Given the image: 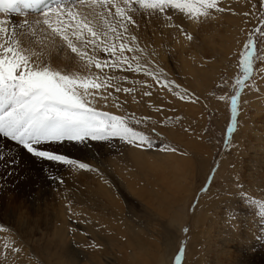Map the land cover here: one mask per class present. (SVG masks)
<instances>
[{
    "label": "rangeland",
    "instance_id": "1",
    "mask_svg": "<svg viewBox=\"0 0 264 264\" xmlns=\"http://www.w3.org/2000/svg\"><path fill=\"white\" fill-rule=\"evenodd\" d=\"M219 6L226 11H212L210 17L195 22L194 28L212 25L214 29L210 36L191 35L194 47H189L191 41L183 34L174 49L152 28L140 33L141 25L129 26L133 35L140 34L137 43L146 51L141 63L157 72L163 70L162 79L173 81L174 90L176 86L187 90L191 99H179L143 72L92 69L119 77L112 83L121 89H133L130 93L116 92L114 87L100 90L111 96L106 101L98 98V110L127 116L131 127L148 135L155 145L174 147L175 152L134 147L119 140L41 146L98 171L73 170L37 160L3 137L8 144L0 145V260L6 255L8 264H44L45 252L38 255L36 250L47 235L45 220L63 207L68 245L93 261L98 256L102 264H174L181 249L182 264H264V217L259 215L258 203L248 202H264V63L254 59L252 76L241 86L235 117L229 99L241 74L239 54L250 34L257 55H264V37L256 31L264 28V0H221ZM246 12L250 15L245 16ZM139 13L132 14L134 20ZM157 37L163 42L160 48L154 46ZM98 55L112 59L102 52ZM184 57L195 58L188 63ZM48 62L63 67L62 57ZM157 63L166 66L157 67ZM190 68L197 71L191 73ZM145 91L152 96H144ZM220 95L225 100L217 99ZM144 117L148 119L135 123ZM229 125H234L232 131ZM88 214L111 224L85 227L82 219ZM97 233L103 235L100 241ZM21 244L17 259L12 247ZM83 259L78 258L86 264Z\"/></svg>",
    "mask_w": 264,
    "mask_h": 264
},
{
    "label": "snow or ice",
    "instance_id": "2",
    "mask_svg": "<svg viewBox=\"0 0 264 264\" xmlns=\"http://www.w3.org/2000/svg\"><path fill=\"white\" fill-rule=\"evenodd\" d=\"M220 2L0 0V14L9 17L0 19V136L14 141L37 160H46L73 170L98 171L86 162L44 150L41 146L66 141L84 145L88 141L119 140L134 147L149 150L158 147L159 151L175 152L176 149L168 144L155 145L152 138L130 126L127 116L98 110V98L106 101L111 96V93L103 95L100 90L114 87L116 92L130 93L133 89H121L112 83L119 77L101 75L92 69H98L101 73L105 67L143 72L179 99H191L187 90L180 91L179 86L174 90L173 81L162 79L163 70L157 72L141 63L146 51L137 43V36L130 32V25L138 28L132 14L146 13L170 21L172 16L169 10H174L193 22H200L201 18L210 17L212 11L225 12L226 9L219 6ZM13 14L24 19L17 23L11 19ZM244 15L249 16L250 13ZM261 23L264 24V19ZM175 26L180 28L187 40H192L181 25ZM256 31L264 37V28ZM100 52L110 55L112 59L100 58ZM126 52L133 55L129 57L125 55ZM45 57L51 61L62 57L63 67H53ZM254 59L264 63V55H257L256 41L250 34L244 51L239 54L241 74L235 79V94L229 98L233 117L238 111L241 86L252 76ZM143 95L150 97L152 92L145 91ZM217 99L223 101L225 96L220 95ZM147 119H137L135 123L140 124ZM233 127L229 125L228 130L232 131ZM49 179L63 182L59 177ZM240 199L245 201L243 193ZM248 202L258 203L259 215L264 217V202ZM22 249V244L12 247L13 256L18 259ZM183 251L181 249L180 254L175 256L174 264H182ZM0 264H8L6 255Z\"/></svg>",
    "mask_w": 264,
    "mask_h": 264
},
{
    "label": "bare ground",
    "instance_id": "3",
    "mask_svg": "<svg viewBox=\"0 0 264 264\" xmlns=\"http://www.w3.org/2000/svg\"><path fill=\"white\" fill-rule=\"evenodd\" d=\"M171 12H173V14L171 15L172 16V20L170 21H166L163 17L157 19L155 16H148L146 13L145 14H141L139 13L138 14V17H136V22L137 24L140 26V33L146 29V27H149V28H152L153 30V33L157 36H163L162 37V40L165 41V45L166 46H170V47H173L174 49L176 47H178V42H180L179 40H177V38H180V32L181 31H178L176 30L178 27H176L175 25H181L183 30L184 31H187L188 34L190 35H194L195 33H202V34H205V35H209L210 36V29L213 28V26L211 25V27H208L207 25L206 26H203L201 28H194L195 27V22H193L192 20H189L186 16H184L183 14L179 13V12H176L174 10H171ZM135 15V14H134ZM144 18H143V17ZM21 18V19H24V17L22 16H17V18ZM2 18H8L7 15L5 14H0V19ZM29 19H32V17H28ZM18 21V20H17ZM157 21V22H156ZM20 22V21H19ZM167 25H171V26H167ZM168 29H172L171 31H166ZM214 29V28H213ZM151 30V29H150ZM136 31V29L134 30ZM195 31V32H194ZM212 31V30H211ZM130 32L131 34H136L133 32V28H130ZM139 33V32H138ZM144 33V32H143ZM151 33V32H150ZM146 34V33H145ZM147 35V34H146ZM145 35V37H146ZM149 35V34H148ZM198 35V34H197ZM140 36V34H139ZM137 36V37H139ZM195 36V35H194ZM208 36V37H209ZM156 37V36H155ZM141 38V37H140ZM150 38V37H148ZM160 38V37H159ZM158 37L154 40L156 41L157 39H159ZM182 38V37H181ZM193 38V37H192ZM197 38V37H196ZM183 39V38H182ZM209 40L211 39L210 37L208 38ZM150 40V39H149ZM153 40V39H152ZM151 40V41H152ZM173 42L174 43H171L170 42ZM175 40V41H174ZM212 40V39H211ZM142 41V40H141ZM145 41V40H144ZM152 41V42H154ZM208 41V40H207ZM138 42V40H137ZM147 41H145L146 43ZM204 42V41H203ZM209 42V41H208ZM143 43V42H142ZM156 43V42H154ZM161 43H163L162 41H159L157 40V43L154 44L155 48H160V45ZM185 43V41L183 42V44ZM187 43V41H186ZM207 43V42H205ZM139 44V43H138ZM182 44V42L180 43ZM187 44H189V47H194V42L191 41V42H188ZM146 45H148L146 43ZM153 45V43H152ZM153 46V47H154ZM180 46V45H179ZM182 46V45H181ZM184 47V45L182 46V48ZM188 47V49H189ZM164 49V48H163ZM172 49V48H171ZM165 51V50H164ZM157 54V53H155ZM187 54H190V52H188ZM156 57L159 56V53L157 55H155ZM174 56V55H173ZM191 59L192 58H195V57H190ZM189 57H184V60H186L185 62H188L189 63ZM176 59V58H175ZM193 60V59H192ZM176 64V63H175ZM53 67H58L59 68V65L58 64H52ZM166 65H163V63H157V67H165ZM192 68V67H191ZM191 73H192V70L191 69ZM196 68V67H195ZM164 69V68H163ZM189 69V68H188ZM189 70V71H190ZM196 70V69H195ZM193 70V71H195ZM197 71V70H196ZM207 71V70H206ZM202 74V73H201ZM204 74V73H203ZM208 75V74H207ZM198 76V75H197ZM174 79V78H173ZM146 80V79H145ZM149 79H147L148 81ZM207 80V79H206ZM202 81V80H200ZM199 81V83H200ZM204 81V79H203ZM177 82V81H176ZM198 82V81H197ZM196 84V83H195ZM139 85H141V83H139ZM197 85V84H196ZM136 86V85H135ZM141 87V86H140ZM199 88V87H198ZM5 143V144H4ZM8 144L5 140H3V137H0V145L1 146H4ZM204 166V164H203ZM204 173V172H203ZM205 174V173H204ZM78 184V182H76ZM61 186V185H60ZM68 186V185H67ZM66 186V187H67ZM65 189V187H62V189L59 187V190H62ZM74 191V190H73ZM61 194V193H60ZM72 194V193H71ZM56 195V194H54ZM74 195V194H73ZM59 198V197H58ZM63 198V197H62ZM66 198V197H65ZM81 199V195L79 197ZM78 198V199H79ZM51 199V198H50ZM56 200V199H55ZM51 202L53 201L52 199L50 200ZM49 201V202H50ZM64 201V200H63ZM158 201L161 202V203H166L164 201V199L162 198H158ZM48 202V203H49ZM57 202V200H56ZM60 203V202H58ZM65 203V202H64ZM50 204V205H49ZM48 205L51 206L52 203H49ZM46 205V204H45ZM66 206V205H65ZM118 206V204H117ZM59 211H57V213H54L53 216L51 215L49 218H47L45 220V222L47 223L46 225V230H47V235H46V238H43L41 237V239L39 241L42 242V244L38 247L37 246V254L38 255H42L44 254L45 252V258H44V264H55L56 261H60L61 263L60 264H82V261L81 260H78L79 257H83L86 262V264H102V262L99 260L98 256H94L95 257V261H93V259L89 258L88 255H81L80 253H78L77 251H75L74 249H72L68 244L70 243L68 240L70 237L67 236L66 237V234L65 233V229L64 227L67 225V214L64 216L63 214L66 212V210L63 208V207H59L58 209ZM62 216H61V214ZM55 216V217H54ZM95 217V216H94ZM98 221V222H97ZM103 220L99 219L97 220V218H92L89 214L87 215V217L83 218L82 219V224L81 225H88V226H91L92 228H98V227H101L100 225L103 223L102 226H108L110 225L111 223H105L104 221L102 222ZM60 225V226H59ZM67 227V226H66ZM50 228L53 230L56 229V231L52 232L50 230ZM69 228V227H68ZM87 230V229H86ZM69 231V230H68ZM67 231V232H68ZM88 233H90L91 231L90 230H87ZM93 233H95V230H92ZM73 234V233H72ZM68 235V234H67ZM70 235V234H69ZM92 236V235H91ZM103 235L102 234H96L95 235V238L96 239H99L100 241V238L102 237ZM69 237V238H68ZM187 237V236H186ZM75 239V238H74ZM73 240V239H72ZM71 240V241H72ZM37 241V242H39ZM79 241V240H78ZM96 241V240H95ZM107 242H110L109 240H105ZM112 241V240H111ZM75 242V241H74ZM106 242V244H107ZM73 243V242H72ZM78 244V242H75ZM110 244V243H109ZM78 247V246H77ZM74 248V247H73ZM78 249V248H77ZM95 254V253H94ZM93 254V255H94ZM107 257V256H106ZM121 259V258H120ZM142 260V259H141ZM150 263V262H149ZM151 264H154V262L151 261Z\"/></svg>",
    "mask_w": 264,
    "mask_h": 264
}]
</instances>
